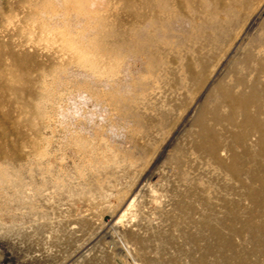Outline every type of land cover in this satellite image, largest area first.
Returning a JSON list of instances; mask_svg holds the SVG:
<instances>
[{
  "label": "rangeland",
  "instance_id": "374dc122",
  "mask_svg": "<svg viewBox=\"0 0 264 264\" xmlns=\"http://www.w3.org/2000/svg\"><path fill=\"white\" fill-rule=\"evenodd\" d=\"M135 1L0 0V231L52 211L87 264H264L260 130L225 95L264 122V0Z\"/></svg>",
  "mask_w": 264,
  "mask_h": 264
},
{
  "label": "built area",
  "instance_id": "2783aa9c",
  "mask_svg": "<svg viewBox=\"0 0 264 264\" xmlns=\"http://www.w3.org/2000/svg\"><path fill=\"white\" fill-rule=\"evenodd\" d=\"M0 231V264H87L88 243L70 218L24 211Z\"/></svg>",
  "mask_w": 264,
  "mask_h": 264
},
{
  "label": "bare ground",
  "instance_id": "6f19581e",
  "mask_svg": "<svg viewBox=\"0 0 264 264\" xmlns=\"http://www.w3.org/2000/svg\"><path fill=\"white\" fill-rule=\"evenodd\" d=\"M122 1V0H121ZM125 1V0H124ZM133 0H131V2H132ZM140 1V0H139ZM147 1H149V2H147ZM187 1V0H186ZM190 1V0H189ZM126 2H127V0H126ZM136 2V1H135ZM134 2V3H135ZM137 2H138V0H137ZM136 2V3H137ZM143 2H145L144 0H143ZM188 2V1H187ZM133 3V2H132ZM132 3L130 4V5H132ZM147 3H152L153 4V1H151L150 2V0H146V4ZM138 4V3H137ZM137 4H136V6H137ZM140 2H139V6H140ZM146 4H144V5H146ZM187 4V3H186ZM190 4V3H189ZM135 6V5H134ZM141 6H142V4H141ZM151 6V5H150ZM129 7V6H128ZM143 7V6H142ZM132 7H130V9H131ZM140 14H141V11H140ZM135 15V14H134ZM141 18V17H140ZM123 32V31H122ZM126 34V33H125ZM123 35V34H122ZM116 36V35H115ZM120 36V35H119ZM124 37V36H123ZM127 37V36H126ZM129 37V36H128ZM117 38V37H116ZM122 38V37H121ZM122 41V40H121ZM124 41H126L125 39H124ZM118 42V41H117ZM255 89V88H254ZM242 92V91H241ZM225 95L228 97V99H230L232 102H233V104H240L242 107H243V109L245 110L244 111V113H245V116L247 117V119L248 120H250V121H252L258 128H259V130H260V138H259V140H257V144L259 145V147H260V151H259V155H261V156H263L264 157V122L263 121H260V120H257V119H255L253 116H251V114H250V112H249V110H248V103L250 102L248 99H240V98H242V96H238V97H235L233 94H230V93H228V92H226L225 93ZM252 96L255 98V97H257L258 96V94H257V91L256 90H253V92H252ZM245 97V96H244ZM248 98V97H247ZM209 133H210V130H209ZM209 137H210V135H209ZM213 138V137H212ZM213 147L214 146H216V144H214V145H212ZM214 150H216V148H214ZM241 157V156H240ZM255 159H257V158H255ZM257 161V160H256ZM260 163H258L257 165H255V166H252V171H253V173H252V171H248V177H249V179L250 180H253V181H258L260 184H261V186L263 185L264 186V169H262V173L261 174H256V173H254V171H256V170H258V165H259ZM262 164V163H261ZM262 166V165H261ZM263 167V166H262ZM241 165H240V159H239V157H238V155H234V158H233V171L234 172H238L239 170H241ZM250 169V168H249ZM244 171V170H243ZM121 208L122 207H119L118 209H117V211H120L121 210ZM127 209V208H126ZM122 211H124V210H122ZM124 214H125V212H124ZM123 215V214H122ZM120 220V219H119ZM122 220V219H121ZM120 220V221H121ZM117 222H119V221H117Z\"/></svg>",
  "mask_w": 264,
  "mask_h": 264
}]
</instances>
